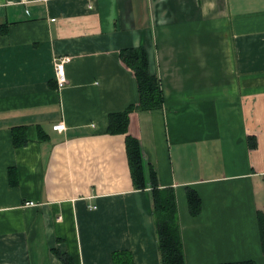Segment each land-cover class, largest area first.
Wrapping results in <instances>:
<instances>
[{
	"label": "crops",
	"instance_id": "1",
	"mask_svg": "<svg viewBox=\"0 0 264 264\" xmlns=\"http://www.w3.org/2000/svg\"><path fill=\"white\" fill-rule=\"evenodd\" d=\"M137 48L164 103L131 113L128 134L174 191L184 264H264V0H0V264H62L55 252L112 264L121 251L160 264L150 187L134 189L125 137L106 133L137 100L120 59Z\"/></svg>",
	"mask_w": 264,
	"mask_h": 264
},
{
	"label": "trees",
	"instance_id": "2",
	"mask_svg": "<svg viewBox=\"0 0 264 264\" xmlns=\"http://www.w3.org/2000/svg\"><path fill=\"white\" fill-rule=\"evenodd\" d=\"M120 59L134 76L137 86V100L128 105L123 111L109 114L106 133L120 134L125 137L126 157L130 177L134 189L144 190L150 187L152 194L153 218L157 237V248L160 264H184V253L180 228L177 219V208L174 191L171 188H158L155 174L144 162L142 150L138 139L128 134L129 116L136 111H151L162 107L164 97L157 77L148 72V59L143 49H124L120 52ZM57 85V83H56ZM12 144L16 147L24 146L27 142L26 127L15 126L11 128ZM46 134L38 127V138L44 140ZM252 139V137H249ZM255 145L250 146V148ZM186 200L190 214L200 212L201 200L196 191L187 190ZM256 224L259 235L261 253L264 256V213H256ZM62 264H74L70 257L55 252ZM112 264H133L132 256L127 251L114 252L111 255ZM214 264H257L255 260L245 259L239 261L222 262Z\"/></svg>",
	"mask_w": 264,
	"mask_h": 264
},
{
	"label": "bare ground",
	"instance_id": "3",
	"mask_svg": "<svg viewBox=\"0 0 264 264\" xmlns=\"http://www.w3.org/2000/svg\"><path fill=\"white\" fill-rule=\"evenodd\" d=\"M64 60H65V58L62 57V56H60V57H58V58L56 59L55 68H54V79H55V81H57L58 78L60 77V74L56 71V64L59 63V64H62V71H63V76H64V82H63V83H66V77H65V65L67 64V62H69L70 58H68V60H66V61H64ZM62 61H63V62H62ZM57 87L60 89V88H62L63 86H59L58 83H57ZM61 124H62V123H61ZM56 125H60V124H55V125L52 126V129H53L54 131L61 132V131H63V130L65 129V126H64L63 129H54V126H56ZM62 125H64V124H62Z\"/></svg>",
	"mask_w": 264,
	"mask_h": 264
},
{
	"label": "built area",
	"instance_id": "4",
	"mask_svg": "<svg viewBox=\"0 0 264 264\" xmlns=\"http://www.w3.org/2000/svg\"><path fill=\"white\" fill-rule=\"evenodd\" d=\"M64 58H65L64 61L68 60V57H64ZM56 71L60 74V77L58 78L56 83H58L59 86H63L65 83H63L64 76H63V71H62V64H59V63L56 64ZM63 128H64V125L62 124L54 126V129H63Z\"/></svg>",
	"mask_w": 264,
	"mask_h": 264
}]
</instances>
